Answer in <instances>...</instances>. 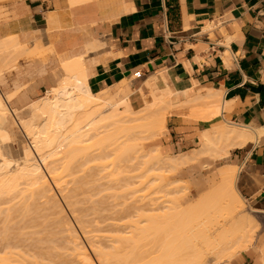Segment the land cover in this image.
Segmentation results:
<instances>
[{
	"label": "bare ground",
	"instance_id": "bare-ground-1",
	"mask_svg": "<svg viewBox=\"0 0 264 264\" xmlns=\"http://www.w3.org/2000/svg\"><path fill=\"white\" fill-rule=\"evenodd\" d=\"M54 15L55 13L49 14L51 19ZM3 22L0 23V78L2 69L6 63H9V58L5 60V57L10 54L9 48L18 50L19 55L20 51L22 55L27 50L17 40L16 22L10 20ZM62 70L63 73L45 92V95L36 101H29L23 109L10 108L7 101L12 94L0 92V206L2 203V206L5 205L7 201V203L11 202V209L12 207L15 209L16 205L24 201L26 205L23 204L22 210H24L23 214H26L29 206L26 202L27 198L29 201L35 195L36 200L42 201L43 211L45 208L46 213L53 210L57 217L56 215L52 217L56 225L57 221H60L57 227L60 226L61 236L63 232L66 234L65 247L70 246L71 251L66 250L71 252L68 255L72 258L69 257L71 258L69 261H62L61 258L58 262L52 259L49 261L46 258L47 264H95L92 256L97 264H230V259L234 255L247 248L256 247L253 236L257 222L251 215L244 214L242 197L235 186L236 167H222L205 176V182H198L197 191H200L202 185L206 186V189L194 200L188 202H185L186 187L177 185L179 186L177 189L173 185L178 182L177 180L165 182L163 173L180 170L204 158L213 161L227 154L232 148L241 147L248 141H255L264 133V127H253L224 120L219 125H212L204 130L201 133L203 136L201 146L192 150L190 154H163L157 145H153V142L164 131L166 117L171 114L194 115L204 120H213L226 105V103L223 104L220 92L206 89L204 92L198 91L193 97L185 94L180 98L178 94L166 88L161 90L159 95H155L156 93L142 94L140 96L141 105L134 108L130 103L132 90L126 80L93 93L89 90L81 58L65 61L62 63ZM147 84L150 85V82ZM18 128L29 140V144H25L21 152H18L19 154L17 152L11 154L12 158L8 142L18 135H16ZM90 162L92 165L93 162L96 163L95 167L99 164L102 168L98 167L95 173V167H92ZM75 163L77 166L74 165ZM87 164L88 166L90 164L91 171L94 170V175L89 176L93 177L95 186L88 187L89 182L84 181V178L82 180V174L78 175L76 182L78 183L77 180L81 179L82 181L79 180V182H82V187L79 186L80 188L76 189L80 192L84 185L87 190L86 194L81 190L84 195L80 193L85 201L87 199L86 204L80 209L86 207V210L79 209L78 213V207H75L80 206L82 201L84 203V199L80 197L76 189L72 190L77 185L76 182L73 183L75 177L69 179L72 181L71 184L66 176L71 173L70 167L75 166L74 169L78 167L77 172H79L82 170L81 167ZM87 172L89 170L85 174ZM99 180L103 182L100 183ZM83 182L87 185L85 186ZM69 183L72 185L71 190L68 187ZM92 186H94L93 189ZM52 187L58 190L68 211L73 213L76 219L74 220L82 233L79 232L83 234V239L86 238V243L88 242L90 246L88 247L92 256L81 242L82 238L80 239L67 216H64V208L61 205L63 202L59 203L55 198ZM145 189L150 191H147L144 196H148V202L143 205V199L139 198L142 202L139 201L136 193ZM88 190L93 194L89 195ZM122 192L130 195L131 202L122 201V204L121 201L116 202L118 198H121ZM157 194L160 195L157 196ZM112 195L114 198L119 197L114 202L112 201L115 206L109 210L107 204L111 201L107 200L113 198ZM96 196H99L98 199L101 202H97ZM4 197L9 198L5 201ZM92 198L93 200L96 198L94 203L97 202V205L94 204L93 208L90 206L87 208L89 203L93 204L90 201ZM17 199H20L18 204ZM102 205L106 206L104 207L106 215L102 213L100 215L97 212L96 219L99 220L92 219L93 217L91 220H95L96 230L103 224L98 225L100 220L103 221L101 218L104 216L107 224L109 220L113 221L112 228L109 221L111 226L108 224L106 225L108 229H104L106 232L109 230L110 234L101 235L99 238L104 237L103 239L106 240L105 236L107 237L106 242H108H105V245L103 241L98 243V237L95 239L97 234L90 236V233L95 234L98 230L96 232L90 230V221L88 222L85 218L87 209L91 211L89 214H92V209L95 214L96 210L104 212ZM97 206L101 209L96 208ZM118 206L121 207L118 208ZM7 208L8 206L6 209L2 207V212L0 207V213H4L3 222L7 221L6 215H9L10 209L8 211ZM19 208L20 211L21 208ZM116 208L119 209L118 212ZM251 212L255 211L251 210ZM72 215L70 214V217ZM9 216H13V213ZM45 221L47 222L48 219L45 218ZM45 221L42 220V222ZM5 223H0V225ZM91 224L94 223L91 222ZM99 229L102 231V228ZM3 235L6 236V233ZM3 235L0 236L3 238ZM8 235L10 236V233ZM1 242L3 241H0V264H32L29 258L27 259L28 255L24 253L26 248L22 249L25 247L24 244L22 247V244L18 243V238L17 241L14 238L13 241ZM141 246H147L152 251H139ZM261 246L259 252L264 264V246L262 244ZM56 248L51 247L50 251L53 253V249ZM57 249H59L58 252L65 250ZM40 262L43 263L42 258Z\"/></svg>",
	"mask_w": 264,
	"mask_h": 264
},
{
	"label": "crops",
	"instance_id": "crops-1",
	"mask_svg": "<svg viewBox=\"0 0 264 264\" xmlns=\"http://www.w3.org/2000/svg\"><path fill=\"white\" fill-rule=\"evenodd\" d=\"M9 12L21 45L35 38L54 54L50 65L19 60L2 92L12 94L10 108L23 109L42 98L63 73L62 63L81 58L93 93L126 80L136 108L142 94L159 95L168 88L182 98L212 89L226 103L222 122L264 127V0H18ZM211 122L168 115L165 133L153 145L163 154L188 155L201 146L204 130L221 123ZM200 162L203 177L226 166L237 168L236 181L239 171L245 174L240 189L261 215L264 237V133ZM261 244L264 240L240 252V263L263 264Z\"/></svg>",
	"mask_w": 264,
	"mask_h": 264
},
{
	"label": "rangeland",
	"instance_id": "rangeland-1",
	"mask_svg": "<svg viewBox=\"0 0 264 264\" xmlns=\"http://www.w3.org/2000/svg\"><path fill=\"white\" fill-rule=\"evenodd\" d=\"M18 0H0V22H2V21H7V20H9V15H11V13L9 12V6H11L13 3H15V2H17ZM23 48H26L27 50L24 52V54H22L21 55V51H20V55L18 54L19 53V51L17 52V51H15V50H11V48H9L10 49V54H9V56L7 55V57H5L6 59L5 60H7L8 58H9V63L7 64L6 63V66L2 69V72H1V78H2V82H0V92L2 93V92H4L5 91V89H7V88H9L8 86H9V83H8V79H7V76H10V73L12 72V71H15V68L16 69H19V60H20V62H23V63H25L26 65H35V66H40V65H50V64H52V61H53V58H54V54H53V51L49 48V47H43V45L40 43V40H36L35 38L34 39H32L31 41H27L26 43H25V45H24V47ZM32 50V51H31ZM9 51V50H8ZM12 51V52H11ZM15 53H14V52ZM8 52H6V54H7ZM18 54V56H17V54ZM31 53V54H30ZM33 53V54H32ZM27 54V55H26ZM4 60V61H5ZM12 60V61H11ZM7 65H9V66H7ZM35 76L33 77V79H31L30 81H29V83H31V82H35ZM44 81V80H43ZM45 82H47V81H45ZM28 86H29V84H28ZM44 92V91H43ZM42 92V93H43ZM42 93H39L38 95H36V96H31V98L32 99H34V98H36V97H38V96H40V95H42ZM9 105H10V103H9ZM222 118H221V113L219 114V115H217L216 117H215V119L214 120H212V122L211 123H216V122H222ZM16 128V127H15ZM20 130V128H18V131ZM16 132V135L17 136H15V137H13V139H15V140H13V139H11L9 142H8V144L10 145L9 147H11V151L9 152L10 153V155L11 154H14L15 152H21V149L23 148V146H25V144L26 145H28L29 144V140L24 136V134L22 133V132ZM165 133V132H164ZM163 133V134H164ZM163 134H161L160 136H159V138H158V142L160 143V139L162 138V136H163ZM12 142V143H11ZM16 153V155H18ZM9 155V156H10ZM15 155V156H16ZM15 156H14V158H15ZM11 157L13 158V156L11 155ZM204 162V161H203ZM203 162H200V163H195V164H192V165H188L187 167H184V168H181L180 170H176V171H172V172H164L163 173V176H164V179H165V182L167 181H169V182H172V181H174V180H177L178 182L177 183H175V184H173L177 189H178V187L180 186V187H186V193H185V196H186V200H185V202H188V201H192V200H194L196 197H197V195L198 194H200L201 192H203L205 189H206V186H204V185H202L201 186V188H200V191H197V185L201 182V183H203V182H205V178L203 177L204 176V169H202L201 168V164H203ZM90 164H91V166L92 167H95V164L96 163H94L93 162V165H92V163L90 162ZM90 164H89V166H88V164L87 165H85V167L83 166V167H81L82 168V170L81 171H79V172H77L78 171V167H77V169H74V167L75 166H77V164L75 163L74 165L75 166H73V167H70L71 168V173H70V175L68 176H66V177H68V180L67 181H71V180H69V179H72L73 177H75V181L73 182V183H75L76 182V179H78L79 178V176H80V174H82V180H83V178H84V181L86 180V181H88L89 183V185H88V187L90 186V185H94V182H93V177H91L90 178V176H92V175H94V173H93V171L96 173V171L98 170V167H101V166H99V164H97L96 165V169L94 168V170H90ZM102 164H104V163H102ZM101 164V165H102ZM89 167V168H88ZM80 168V166H79V169H81ZM102 168V167H101ZM73 169V170H72ZM89 170V172H87L86 174H85V172L86 171H88ZM69 171V170H68ZM99 171H100V169H99ZM106 171H108V170H106ZM83 172H84V174L86 175V177L84 176V174H83ZM90 172H92V174L90 173ZM102 172H104L105 173V171H102ZM241 171H239V174H238V178H237V181H236V187H237V189L239 190V193H240V195H241V197H242V204H244V214L245 215H251V217H253L254 218V220L257 222V225H256V227H255V229L254 230H256V231H254V236H253V242L255 243L254 244V246H258L259 245V243H261L263 240H264V237H263V235H261L260 234V229H261V222H262V217H261V215L260 214H258V213H255V212H251V210H253V208L250 206V204L248 203V201L245 199V195H244V191H242L241 189H240V182L241 181H243V179H244V177H245V174H241L240 173ZM69 174V173H68ZM79 175V176H78ZM90 175V176H89ZM100 175V174H99ZM76 176H77V178H76ZM88 176V177H87ZM247 178L249 179V180H253V181H255V179H254V177H252V175H248L247 176ZM67 179V178H66ZM79 180H81V179H79ZM79 180H77L78 181V183L76 182V187L75 188H73L72 189V181H71V184H70V186H68L69 187V189H70V187H71V189L74 191V189H76V188H80V187H82V180L79 182ZM91 181L93 182V183H91ZM105 181H106V179H105ZM105 181H104V184H105ZM180 181V182H179ZM99 182H100V180H99ZM101 182H103V181H101ZM100 182V183H101ZM199 182V183H198ZM84 184H85V186L87 185V183H85V182H83ZM180 183V184H179ZM68 184V185H69ZM81 184V185H80ZM103 183H102V185H104ZM177 185H179V186H177ZM51 186H53V184H51ZM73 186H74V184H73ZM80 186V187H79ZM95 186V185H94ZM94 186H92V189H93V187ZM53 188V193L55 194V198H57V200L59 201V203H61V202H63V203H61V205H62V207L64 208L63 210V212H65V214H64V216L66 215L67 216V219L71 222V224H72V226H73V228H75V231L77 232V234L79 235V237H80V239L82 240L81 242L83 243V245L85 246V248L87 249V251H89V253L91 254V256H92V253L90 252V249H89V244H88V242L86 243V238H84L83 239V237L84 236H82L83 234H81L82 232H81V230L79 229V227H78V225H77V223L75 222V217H73V213L71 212V211H68V207H67V205H65L66 203H64V200H63V198L60 196V194L58 193V190L56 189V188H54V187H52ZM86 187H84V185H83V189H85ZM90 188H91V186H90ZM139 188H143L142 186H139ZM70 189V190H71ZM82 188L80 189V192H79V190H77L76 189V192L80 195V193L82 194V195H84L82 192H81V190L86 194V189H85V191L83 190ZM90 191H93V190H91V189H89ZM89 190H88V192L87 193H89V195H91V194H93V193H90L89 192ZM57 191V192H56ZM147 191H150V190H148V189H145V190H141V191H139V192H137L136 193V196H137V198H138V200H139V198H141V199H143L142 201L141 200H139V201H141L142 203H143V205H145V203L146 202H148L147 201V197H144L146 194H147ZM106 192V191H105ZM107 192H109V191H107ZM101 193V192H100ZM102 193H104V192H102ZM108 194V193H107ZM82 195H80V197H82ZM88 195V194H87ZM101 195V194H100ZM110 195H111V193H110ZM110 195H108V196H110ZM129 194H127V192H124V194H123V192H122V196H120L121 198L119 199L117 196H116V198H114V196H113V198H111L110 200H107V201H113L114 202V200H116L117 198H118V200H116V202H119L120 203V201H121V204H122V201H125V202H131L129 199V197H130V195L128 196ZM158 195H160V194H157V196ZM35 196V195H34ZM32 197L31 198V200H29L28 201V198H27V203L29 204V206H28V208H27V213L26 214H23L24 212V210H22L23 209V202L20 204H18V202H19V200L21 199H17L18 201H17V204L18 205H16L15 206V209H14V207H12V209H11V202H8L7 203V199L9 198V197H4L3 199L6 201L4 204L5 205H3L2 206V204H1V210H2V207L4 208L5 207V209H6V206H8V208H7V210L9 211V209H10V213L8 212V214L10 215H12V213H13V216H9V215H6V218H7V221H5V222H8V223H5V222H3L2 220L4 219V217H3V219H2V215L4 216V213H2L3 212V210H2V212L0 213L1 214V216H0V218H1V220H0V223H5L4 225H0V235H3V234H5L6 233V236H9L8 234L10 233V236H9V238L7 237V238H5L6 236L5 235H3V238L0 236V238H2V240L0 239V241H7V240H14V238H15V241H17V238H18V243L20 244H22V247H23V244H24V246L25 247H23L22 249L24 250V248H26V250H24V253H26L27 255H28V257H27V259L29 258V260H30V262L32 263V264H34V263H36V264H39V262H40V260H41V258H42V260H43V263H41L40 262V264H45V262H46V264H47V261L49 260V261H52V260H54V261H59V260H61V258H62V261H64V260H71V258H72V256H69L68 255V253L70 254L71 252H68L69 250H70V246H67V247H65L66 246V240H65V233L63 232V235L61 236V234H62V231H60V226H58L57 227V225H60L59 223H60V221L58 220L57 221V219H56V221H57V225H56V223L54 222L55 221V219L52 217V216H55L56 214L55 213H53V210H52V212H47L46 213V208H45V210L43 211L42 209H44L43 208V206H42V204H41V202L40 201H38V200H36L35 199V197ZM104 196H106V194L104 195ZM107 196V199H109V197ZM154 196V195H153ZM76 197H77V194H76ZM97 197V196H96ZM144 197V198H143ZM61 198V199H60ZM79 198V197H78ZM86 198H87V196H86ZM99 198V196L97 197V202L99 201V202H101V200H99L98 199ZM101 198H102V195H101ZM104 198V197H103ZM150 198H151V195H150ZM82 199H84V197H82ZM129 200V201H127V200ZM79 200V199H78ZM92 200H93V198H92ZM90 200L91 201V204L92 205H90V203H89V205H87V208H89V206H90V208H93L92 206H94V202H95V200H96V198H95V200ZM102 200H104V199H102ZM105 200H106V198H105ZM145 200V201H144ZM12 201V200H11ZM82 200H80V202H81ZM86 201H87V199H86ZM86 201H85V199H84V203H83V201L81 202V205L80 206H76L75 208H77L78 207V213H79V211L82 209H80V207L82 206L83 207V205L84 204H86ZM88 201H89V199H88ZM14 202V201H13ZM25 202V203H26ZM76 202H77V200H76ZM97 202H96V204L95 205H97ZM98 202V203H99ZM108 202V203H109ZM110 202V203H111ZM113 202H112V204H113ZM141 202H138V203H141ZM38 203H40V204H38ZM104 203H105V201L103 202V205H104ZM110 203L109 204H107L108 205V207L107 208H109V210L111 209V207H113V206H115L114 204L112 205H110ZM119 203H117V204H119ZM181 203L183 204L184 203V199L181 201ZM15 204H16V202H15ZM37 204V205H36ZM88 204V203H87ZM116 204V203H115ZM24 205H26V204H24ZM34 205H35V207H34ZM75 205H76V203H75ZM99 205H101V203L99 204ZM102 205V207H103V209H104V207H106V206H103ZM110 205V206H109ZM13 206V205H12ZM18 206V207H17ZM64 206H66V207H64ZM21 208V210L19 211L18 210V208ZM31 207H32V209H33V212H32V209H31ZM121 206H118V208H120ZM19 208V209H20ZM38 208V209H37ZM40 208V209H39ZM66 208V209H65ZM95 208V207H94ZM96 208H98V206L96 207ZM96 208H95V210H96ZM99 208H100V206H99ZM98 208V209H99ZM118 208H116V212H118L119 211V209ZM25 209H26V207H25ZM80 209V210H79ZM84 209V208H83ZM82 209V210H83ZM101 209V208H100ZM42 210V211H41ZM49 210V209H48ZM84 210H86V207H85V209ZM89 210L90 209H87V216L85 217L86 219H87V221L90 223V225H89V229L90 230H95V232L98 230V232H96L95 234H94V232L93 233H90V236L92 235V236H95L96 234V236H95V239H96V237H98V243L99 242H102L103 241V244L105 245L107 242H106V240H107V237L105 236V238H106V240L105 239H103V238H101V239H99L100 237H101V235L102 236H104V235H109L110 233H109V230L106 232V230L104 231V229H108L107 227H106V225L108 226V224L111 222L110 220V222L108 221V224L106 223V220L107 219H104L105 218V216L103 217V216H100V217H103V218H101L103 221H99V223H98V225L100 224L101 225V223H103L99 228H102V231L98 228L97 230L95 229V227H96V225L97 224H95V220H99V219H96L97 217H98V215H97V212H98V214H100L101 215V213H102V215H106L105 214V212H106V210L104 211V212H102V210H101V212H99L98 210H96V214H95V212H94V210L92 209V211L94 212V216H93V212H92V214H89V213H91V211L89 212ZM108 210V209H107ZM109 210L107 211V212H109ZM6 211V210H5ZM30 211V212H29ZM41 211V212H40ZM114 212H115V208H114V210H113ZM16 212V213H15ZM29 212V213H28ZM40 212V213H39ZM251 212V213H250ZM17 213H18V217H17ZM31 213V214H30ZM39 213V214H38ZM42 213V214H41ZM53 213V214H52ZM81 213V212H80ZM84 213V211L82 212V214ZM29 214V215H28ZM35 214V215H34ZM63 214V213H62ZM70 214L72 215V217H70ZM22 215H23V218H22ZM26 215V216H25ZM28 215V216H27ZM68 215H69V218H68ZM90 215V216H89ZM114 215V214H113ZM112 215V216H113ZM65 216V217H66ZM108 216H109V214H108ZM10 218V220H9V218ZM15 217H17L16 219L13 218ZM24 217H26V218H24ZM50 217H52V219L50 218ZM56 217H57V215H56ZM59 217V216H58ZM89 217V218H88ZM93 217V218H92ZM37 218V219H36ZM45 218H46V220L48 219V221L46 222L45 221ZM49 218H50V221H49ZM72 218V219H71ZM91 218L92 219H95L94 221L93 220H91ZM21 219H23V220H21ZM44 220L45 222H42V220ZM54 219V220H53ZM75 219V220H74ZM9 220V221H8ZM13 220V221H12ZM51 220H53V221H51ZM19 221H20V223H19ZM105 221V222H104ZM12 222V223H11ZM51 222V223H50ZM91 222H93L94 224H91ZM113 222V221H112ZM112 222H111V225H112ZM44 224V225H41V224ZM75 223V224H74ZM115 223V222H114ZM7 224H10V225H8L7 226ZM55 224V225H54ZM118 224V223H117ZM18 225H19V228H18ZM94 225H95V227H94ZM110 225V224H109ZM110 225V226H111ZM1 226H2V229H1ZM9 226H11V228H9ZM12 226H14V228H12ZM23 226V227H22ZM92 226V227H91ZM7 228L6 230L5 229H3V228ZM22 227V228H21ZM33 227H34V229H33ZM37 227H38V229H37ZM53 227H54V229H53ZM77 227H78V229H77ZM94 227V228H93ZM98 227V226H97ZM113 227V225L111 226V228ZM28 228H29V231H28ZM21 229V230H20ZM26 229V231H24ZM88 229V230H89ZM110 229V228H109ZM47 230V231H46ZM101 232H100V231ZM1 231H2V233H1ZM3 231H5V233L3 232ZM7 231H9V232H7ZM81 233H80V232ZM19 232V233H18ZM42 232V233H41ZM61 232V233H60ZM105 232L107 233V234H105ZM12 233H13V235L14 236H16V237H14L13 235H12ZM15 233V234H14ZM50 233V234H49ZM53 233V234H52ZM99 233V234H98ZM109 233V234H108ZM112 233V232H111ZM26 234V235H25ZM49 234V235H48ZM113 234V233H112ZM256 234V235H255ZM25 235V236H24ZM34 235V236H33ZM38 235V236H37ZM51 235H52V237H51ZM99 235V236H98ZM114 235V234H113ZM112 235V236H113ZM19 236H21V237H19ZM32 236V237H31ZM25 237H26V239H25ZM38 239H37V238ZM54 237V238H53ZM31 238V239H30ZM21 239V240H20ZM28 239V240H27ZM65 240V241H64ZM94 240V239H93ZM257 240V241H256ZM85 241V242H84ZM96 241V240H95ZM3 242H1V243H3ZM27 242V244L25 245V243ZM56 242V243H55ZM97 242V241H96ZM106 242V243H105ZM36 243L38 244V245H36ZM44 243V244H43ZM52 243H54L53 244V246H52ZM65 243V244H64ZM87 244V245H86ZM29 245H30V247H29ZM49 245V246H48ZM28 246V247H27ZM56 246H57V248H61L60 250H62V249H67L66 251H67V253H66V251L64 250V252H63V254H62V252L60 251V252H58L59 251V249H57L56 248ZM62 246V247H61ZM89 246V247H88ZM51 247L53 248H56L55 250L53 249V253H52V251H50L51 250ZM48 248V249H47ZM20 249V248H19ZM34 250V251H33ZM42 250V251H41ZM48 251V253H47V251ZM58 250V251H57ZM26 251H28V252H26ZM71 251V250H70ZM139 251H152L150 248H148L147 246H141L140 248H139ZM13 253H14V251H12ZM32 253L31 254V256H32V258H31V256H30V253ZM41 252V253H40ZM56 252H58L57 254H55ZM23 253V254H24ZM45 253H47V255H45ZM64 253H66V254H64ZM55 254V255H54ZM61 254L63 255V256H61ZM42 255V256H41ZM60 255V256H59ZM241 253L240 254H238V255H236V256H234L233 257V259L231 260V263L230 264H241L240 263V260H241ZM24 256V255H23ZM30 256V257H29ZM37 256V257H36ZM56 256H57V259H56ZM16 257V256H15ZM26 257V256H25ZM35 257V258H34ZM50 257V258H49ZM60 257V258H59ZM69 257H71L70 259H69ZM38 258H39V260H38ZM48 260H47V259ZM92 258H93V261L95 262V264H97V262L95 261V259H94V257L92 256ZM52 259V260H51ZM33 260V261H32ZM35 261V262H34ZM45 261V262H44ZM53 261V262H54ZM52 262V263H53ZM49 264V263H48Z\"/></svg>",
	"mask_w": 264,
	"mask_h": 264
}]
</instances>
